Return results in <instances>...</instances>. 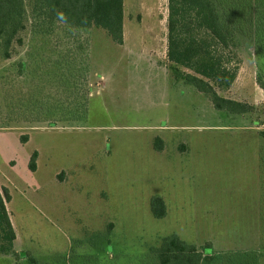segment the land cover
<instances>
[{
	"label": "rangeland",
	"instance_id": "rangeland-1",
	"mask_svg": "<svg viewBox=\"0 0 264 264\" xmlns=\"http://www.w3.org/2000/svg\"><path fill=\"white\" fill-rule=\"evenodd\" d=\"M167 6L123 0L122 45L99 28L28 18L21 45L0 57V188L20 264H159L154 250L170 235L211 248L201 264H264V49L237 34V76L216 90L249 111H217L173 77ZM67 63L88 66L87 121L49 127L29 101L57 91L70 103L71 87L39 88Z\"/></svg>",
	"mask_w": 264,
	"mask_h": 264
},
{
	"label": "trees",
	"instance_id": "trees-1",
	"mask_svg": "<svg viewBox=\"0 0 264 264\" xmlns=\"http://www.w3.org/2000/svg\"><path fill=\"white\" fill-rule=\"evenodd\" d=\"M167 7L166 56L174 79L204 94L217 111L247 113V105L221 97L216 89H228L237 76L238 33H251L258 50L264 49V0H168ZM28 18L34 27L58 21L76 29L99 28L113 43L123 44V0H0L2 59L11 58L14 44L21 45L20 34ZM64 68L67 69L60 70L61 79L55 82L48 79L39 88L56 83L58 88L63 85L69 90L71 87L70 103L65 102L69 96L63 97L57 91L34 94L29 101L30 113H34L36 120L49 119V127L87 121L90 91L82 81L89 80L88 66H84L82 73L71 63ZM34 97L37 98L34 100ZM261 136L264 139V132ZM19 141L26 143L28 136L21 135ZM37 157L38 152L34 150L27 164L31 172L36 170ZM9 200L8 190L1 187L0 254L12 255L14 264H20L17 260L26 254L17 253L13 248L16 237L6 208ZM150 206L155 217L165 215V204L160 197L152 198ZM198 251L176 235L163 238L161 246L154 250L159 264H201L200 261L213 255L211 248L205 253Z\"/></svg>",
	"mask_w": 264,
	"mask_h": 264
},
{
	"label": "crops",
	"instance_id": "crops-1",
	"mask_svg": "<svg viewBox=\"0 0 264 264\" xmlns=\"http://www.w3.org/2000/svg\"><path fill=\"white\" fill-rule=\"evenodd\" d=\"M37 151V150H36ZM38 160H39V156L37 157V160H36V170L32 173H36L37 171V168H38ZM29 161V159H28ZM31 172V171H30ZM57 178V175L55 176ZM16 245V239L13 243V247ZM15 263V260L13 259V257L11 256H0V264H14Z\"/></svg>",
	"mask_w": 264,
	"mask_h": 264
}]
</instances>
